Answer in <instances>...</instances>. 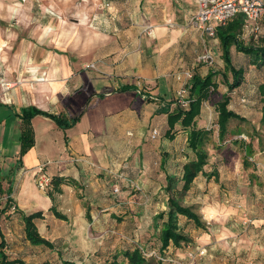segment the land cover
I'll use <instances>...</instances> for the list:
<instances>
[{
	"label": "rangeland",
	"instance_id": "374dc122",
	"mask_svg": "<svg viewBox=\"0 0 264 264\" xmlns=\"http://www.w3.org/2000/svg\"><path fill=\"white\" fill-rule=\"evenodd\" d=\"M19 1L22 0H4L2 2L10 7ZM27 3H34L36 5L34 7H37V4H41L42 7L43 3V7L48 8L46 10L44 8L30 10V12L42 16L41 18L39 16L32 17L30 21L22 20L21 13L24 11L21 10L17 18L1 17L0 69H32L33 66H36L33 63L39 61L44 63L42 62L44 57L38 59L32 57L39 50L51 54L52 61L59 56H66L71 61L76 60L75 55H78L76 52L79 51L84 57L85 64L93 61L97 65L102 64L109 58V56L100 57V53H103L102 50L107 49V38L97 34H92L89 37V32L86 29H94L100 34L113 33L111 28L108 30L104 26V20L112 5L118 9V19L123 20L122 28L125 27L126 22L132 23L136 20L139 23L147 11L148 19H150L151 9H155L158 4L163 2L162 0H143L140 4L141 0H27ZM96 3L98 6H95ZM82 4L91 5L94 8L88 10L87 15H83L80 10ZM103 13H106L105 16ZM49 15H52L50 16L51 20ZM61 24L67 26L70 32L72 29L74 30L73 36L62 43L57 34L58 25ZM41 25H48V28H51L53 31L52 40H43L42 34H44L45 27L41 28ZM185 26L186 24L177 27L180 36V30ZM188 26L193 27L190 24ZM253 27V31L250 29L249 32H245L244 39L246 41L251 34L256 36L255 41L259 39L257 36L264 35V17ZM142 29V33L145 32L150 37L152 34L155 36L156 28L154 26L149 25L146 29L147 32L144 27ZM197 32L199 33V42H192L193 47H187L189 51L187 56L181 52L180 67L178 71H173L170 75L174 79L176 91H172V95L168 97L170 99L168 103H174V109L179 105L184 107L183 100H187L188 93L184 98L179 95V91L186 87V80L183 79L185 73L189 72L193 75L197 72L206 75L209 69L220 72L224 70L221 48L219 49L217 42L213 41L215 38H209L201 35L199 31ZM93 38L94 40H92ZM91 44L100 45L102 49L98 51L96 48L98 52L93 53L95 49L91 48ZM183 45L184 43L181 42V46ZM206 55H210L211 58L207 60ZM233 62L235 67L244 68L246 72L244 82L240 87L228 92L223 78L217 77L218 90L213 92L209 100L203 103L202 112L196 124L198 128L208 132L206 149L209 159L205 171L207 173L218 171L219 178L218 180L207 179L200 175L195 179L189 191L179 195L182 204L193 207L206 224L204 228H198L193 221L185 217L179 219L182 232L190 237L191 242L182 244L180 248L173 249V252L170 253L183 260H188L189 250L196 247H203L207 250L204 257L197 259L192 264H264V126L261 125L262 104L258 90L259 86L264 84V70L252 66L250 58L242 53L236 52ZM178 76H182V80H177ZM228 76L232 81V75ZM141 88L145 89V87ZM225 93L231 97L229 108L245 117L246 122L232 121L229 125L227 139L220 141L216 105ZM135 95L138 97L136 109L139 110V101L144 98L142 95ZM133 99L129 100L127 94L118 96L115 94V97L110 100V105L116 109L123 108ZM171 108L168 107L162 114H168ZM138 124V128L130 129L126 133L129 140L124 151L117 155V168L111 175L113 178H109L111 182L108 187L113 192L112 196L121 197L119 193L122 192V183L128 184L117 177L122 174L140 187V189H135L129 184L127 186L123 184L124 189L142 195L144 202L138 204L135 211L125 209L120 212L122 208L119 204L121 202L115 198L114 216L104 218L102 211L99 212L103 209L101 202L99 206L98 201L83 200L85 206H89L95 215L94 218L87 214L88 222H94L91 224L92 232L85 233L87 236L85 238L90 247L97 245L96 241H99V254L95 255L97 264H114V258L117 259L120 256V260H122L125 250H133L135 247L144 249L146 252L156 250L160 253L161 242L158 238L159 232L154 226L153 217L155 213L165 210L168 198L165 190L166 174L176 175L181 179L183 165L195 158L185 135L180 136L177 140L167 139L168 124L165 116L160 117L157 123L151 121L147 127L143 126L142 119ZM154 130L158 131L156 138L152 137ZM137 133L138 136L141 133L144 134L142 144L139 142L140 139H138L139 143L137 142ZM154 139L159 142L153 143ZM234 141H239V144H235ZM148 143L150 146H146ZM247 146L249 147L248 154ZM250 151L252 155L249 153ZM163 157L167 158L165 170L161 168ZM246 159L247 161H245ZM1 167L4 170L2 175L0 168V210L7 203V197H3V195L8 192L3 189V185L7 187V184H10L13 179L12 170L8 171L10 162L4 159L1 161ZM114 184L119 186V193L113 191ZM182 185L183 182L179 180L177 190L180 191ZM157 189H160L158 193ZM46 193L48 192L46 191ZM82 193L84 197L85 193ZM91 204L93 205L91 206ZM96 215H100V217ZM67 220H61L55 227L57 232L55 236L62 238L66 236L67 239L71 238L74 242H78L80 238L74 231H78L80 226L79 224L71 225L72 223L69 220L66 222ZM159 223L162 221L160 220ZM1 229L7 243L5 251L11 259H22L28 264H75L74 262H62L61 258L57 257L55 249L32 246L26 239L22 217L13 205L9 212L2 215ZM92 237L95 238L94 242ZM116 253L119 254L113 257ZM68 254L70 255L69 252ZM147 261L148 264L160 263L155 257L149 258Z\"/></svg>",
	"mask_w": 264,
	"mask_h": 264
},
{
	"label": "crops",
	"instance_id": "0c3cea01",
	"mask_svg": "<svg viewBox=\"0 0 264 264\" xmlns=\"http://www.w3.org/2000/svg\"><path fill=\"white\" fill-rule=\"evenodd\" d=\"M2 1L0 0V19L17 18L21 10L24 11L21 13L22 20L30 21L32 17H42L30 10L48 8L43 7V3L42 7L41 4L34 7L36 5L27 3V0L9 7ZM162 2L155 9H151L150 19L147 11L139 23L136 20L132 23L126 22L122 28L123 20L118 19V9L112 5L104 20V26L108 30L111 28L113 33L100 34L94 29H86L89 37L92 34L101 35L106 37L108 42L107 49L102 50L100 57L109 58L95 69H85L87 65L96 62L85 64L84 57L79 51L76 52L78 54L75 55L76 60L71 61L66 56H59L52 61V55L41 50L32 57L35 59L44 57L42 61L44 63L40 61L33 63L36 66L32 69H0V168L3 175L1 161L5 159L10 162L8 171L12 170L13 173L12 182L7 184V187L3 185V189L8 192L3 197H10L26 214L43 212V218L36 220V225L40 234L55 245L56 255L62 262L97 264L95 255L99 254V241H96L97 245L90 247L85 238L87 237L85 233L92 232L91 224L94 222L89 223L87 217L95 218V215L89 206H85L83 200L92 199L98 201V205L101 202L103 209L99 212L102 211L104 218L114 216L115 198L121 202L120 212L125 209L135 211L137 205L144 202L142 195L134 194L129 189L125 190L124 183L122 192L119 193L121 197L112 196L113 192L108 187L111 182L109 178H113L111 175L117 168V155L126 148L129 140L126 136L128 130L138 128L141 119L144 127L151 121L157 123L162 116L166 117V122L168 121V115L174 111L175 105L168 103L170 100L168 97L172 95V91H176L171 72L178 71L181 52L187 56L189 53L187 47H193L192 42H199V33L188 26L189 19L197 11L196 1L162 0ZM95 6H98V3ZM93 8L91 5L82 4L80 10L83 15H87V11ZM103 14L105 16L106 13ZM50 16L52 15H49V19ZM148 24L156 28L155 36L152 34L150 37L145 32L142 33V27L146 31ZM185 24L186 26L180 30V36L177 27ZM42 27H45L43 40L51 39L53 36L51 28H48V25H41ZM58 27L57 34L61 43L73 36V29L70 32L68 27L62 24ZM213 41L217 42L220 49L219 40L215 38ZM181 42L184 43L183 46ZM91 46L95 49L93 53L102 49L100 45ZM232 54L234 57L235 48L232 49ZM124 87L131 89L121 92ZM115 94L116 96L127 94L129 100L134 99L123 108H112L110 100ZM135 94L144 98L139 101V110L136 109L138 97ZM29 107H36L68 119L77 116L80 119L70 128L63 130L52 118L35 116L31 120L35 144L25 155L20 156V137L24 129L22 109ZM168 107L169 109L172 107L171 110L163 115L162 112ZM188 132L179 131L175 140L182 135H185L187 140ZM136 136L137 142L140 139L139 142L142 144L144 134L138 136L137 133ZM157 142L159 140H153V143ZM146 146H150V143ZM40 167L54 179L63 180L58 188L52 186L50 191L52 198L36 184L35 174ZM158 190L160 189H157V193ZM82 192L85 193L84 197ZM53 206L72 223L71 225L79 224L80 229L74 231L80 238L78 242L71 238L67 239L66 236L63 238L55 236L57 233L55 227L59 225L61 219L54 215L51 210ZM92 240L94 242L95 238L92 237ZM176 248L171 245L169 252L172 253ZM126 261L125 256L122 260L120 256L113 259L114 264H126Z\"/></svg>",
	"mask_w": 264,
	"mask_h": 264
},
{
	"label": "trees",
	"instance_id": "16d2710c",
	"mask_svg": "<svg viewBox=\"0 0 264 264\" xmlns=\"http://www.w3.org/2000/svg\"><path fill=\"white\" fill-rule=\"evenodd\" d=\"M250 24L251 23L244 14H238L229 20L226 25L216 27V36L214 38H217L220 42L221 59L224 62V70L220 72L214 69H209L206 75L195 72L189 82L188 91L190 102L188 107H182L180 105L176 106L174 111L168 115V130L166 131L167 139L174 140L179 131H189L187 141L189 148L195 154V158L183 165V174L181 179L177 178L176 175L166 174L167 185L165 186V190L168 194V198L165 203V210L157 213L153 219L154 226L159 232L158 238L161 242L160 253L156 250L146 252L144 249L139 247H135L133 250L128 249L124 252L125 259L127 260L126 264H148L147 259L154 257L158 258L159 262L162 264H172L168 261L169 259L181 260V258L172 255L169 252V247L171 245L180 248L182 244H188L191 242L190 237L182 232L179 224L180 217H185L188 220L193 221L198 228H204L206 226L201 215L197 213L193 207H188L182 204L179 195L189 191L192 188L195 179L200 175L205 176L207 179L215 178L218 180L219 178L218 171H213L212 173H207L205 171V166L208 164L209 159V153L206 149L208 132L204 129L198 128L196 124L198 117L201 115L203 103L208 101L211 94L218 90L219 86L216 81L217 77L220 76L223 78L224 84L228 88V92L240 87L244 82L246 72L242 67H235L232 49L235 48L237 53H242L243 55L249 57L252 66L257 69L264 70V35L260 37L257 36L259 39L255 41L256 36L251 34L248 41H246L244 39V34L245 32L250 31ZM229 74L232 75V81L229 80ZM129 89L131 88L124 87L121 89V92L128 91ZM258 90L261 95L260 101L262 104L261 125L264 126V84H261ZM230 102V95L225 93L216 105L218 112V137L220 141H225L227 139V136L229 135V125L232 121L238 120L246 122L245 117L229 108ZM37 115L52 118L63 130L70 128L80 119L79 116L68 119L61 115H53L41 111L36 107L23 108L22 120L24 129L20 137V156L25 155L35 144L31 120ZM177 127L178 129L176 130ZM234 142L235 144H239V141ZM248 148L249 147L247 146V154ZM249 153L252 155L251 151ZM245 161H247V159ZM166 163L167 158L163 157L161 160V168L163 170H165ZM179 180L183 182L182 189L180 191L176 188ZM62 182V179H54L52 177V185L55 187L58 188ZM51 189L48 193L52 198L53 195L50 192ZM12 205L22 217L26 239L28 242L34 247H45L50 250H54L55 245L40 234L36 225V220L43 218V212L26 214L15 205L14 201L10 197H8L5 207L0 210V264H28L22 259H11L5 251L7 243L1 229V220L2 215L9 212ZM51 210L57 218L61 220L66 219V217L59 213L54 206ZM160 220L162 223H159ZM162 259L167 261H163Z\"/></svg>",
	"mask_w": 264,
	"mask_h": 264
},
{
	"label": "built area",
	"instance_id": "2783aa9c",
	"mask_svg": "<svg viewBox=\"0 0 264 264\" xmlns=\"http://www.w3.org/2000/svg\"><path fill=\"white\" fill-rule=\"evenodd\" d=\"M197 3V11L189 19V24L192 25L201 35L209 38L216 36V27L220 25H226L229 20L238 14H244L249 20L250 28L253 31V25H257L258 21L264 17V0H195ZM257 29V28H256ZM205 58L209 60L210 55H206ZM96 63L87 65V68L95 69ZM192 74L187 72L184 74L183 79L186 80L185 88L179 91V95L184 98L187 95V100H183V106L189 105V82L192 78ZM177 80H182V76H178ZM158 131H153V138H156ZM122 181L127 182L135 189H140L138 185L131 179L121 175H117ZM35 181L40 190L46 192L52 188V177L45 172L43 167H40L35 174ZM127 184V185H128ZM113 191L115 193L120 192V188L117 184L113 185ZM207 250L203 247H197L196 249L189 250L187 256L188 260L181 259H169L172 264H192L197 259L206 255ZM153 254V253H152ZM163 261H167L162 259Z\"/></svg>",
	"mask_w": 264,
	"mask_h": 264
}]
</instances>
